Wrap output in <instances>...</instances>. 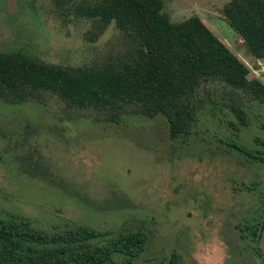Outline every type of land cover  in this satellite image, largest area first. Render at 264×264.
Here are the masks:
<instances>
[{
	"label": "rangeland",
	"instance_id": "374dc122",
	"mask_svg": "<svg viewBox=\"0 0 264 264\" xmlns=\"http://www.w3.org/2000/svg\"><path fill=\"white\" fill-rule=\"evenodd\" d=\"M229 1L165 0V11L174 22L199 15L246 59L249 78L261 79L264 58L253 57L224 18ZM70 8L0 0V50L81 69L117 64L136 46L115 22L99 33ZM201 94L192 132L178 138L164 116L136 106L106 121V114L69 107L52 92L30 90L20 103L0 97V217L24 216L49 233L77 226L110 235L143 230L149 243L135 264H169L172 253L175 264H253L252 248L264 264L238 216L240 193L264 182V163L232 145L264 149V103L220 84ZM234 107L244 110L247 124ZM258 191L243 194L246 204ZM119 261L129 264L124 256Z\"/></svg>",
	"mask_w": 264,
	"mask_h": 264
},
{
	"label": "trees",
	"instance_id": "16d2710c",
	"mask_svg": "<svg viewBox=\"0 0 264 264\" xmlns=\"http://www.w3.org/2000/svg\"><path fill=\"white\" fill-rule=\"evenodd\" d=\"M53 1L59 7L71 6L77 17L93 20L99 33L115 22L136 46L117 64L81 69L0 50V97L8 102L25 101L30 90L47 91L69 107L106 114V121H118L128 106H136L146 116H164L173 138L192 132L204 105V86L220 84L264 103V83L249 78L247 63L197 14L174 22L165 11V0ZM223 12L252 55L264 58V0H230ZM234 111L240 122L248 123L244 110ZM260 141L264 144V138ZM232 145L248 159L264 163V149ZM253 210L252 238L264 256L259 246L264 218L260 223L258 209ZM246 221L252 224V219ZM148 243L149 234L143 230L110 235L77 226L49 233L34 228L24 216L0 217V264H120L122 256L135 264ZM251 257L257 264L254 254ZM175 261L172 253L169 264Z\"/></svg>",
	"mask_w": 264,
	"mask_h": 264
},
{
	"label": "flooded vegetation",
	"instance_id": "af4514ba",
	"mask_svg": "<svg viewBox=\"0 0 264 264\" xmlns=\"http://www.w3.org/2000/svg\"><path fill=\"white\" fill-rule=\"evenodd\" d=\"M247 157V156H246ZM250 160V159H249ZM256 186H261V191H258L257 192V195H258V199H255L254 198V200L252 201V202H250V203H248V204H246V202H245V199L243 200V197H247V196H250V191H254L255 190V187ZM239 192H241V189L239 190ZM241 195V197H240V200L238 201V206H239V209H238V216L240 217V216H242V218L246 221L248 218H250V219H252V224H247V227H246V230H247V232H248V235H249V237H250V240L253 242V238H252V232H253V219H254V216H253V213L255 212V210H253L255 207H256V209H258V213H257V216H256V218L258 219V220H260V219H263L264 218V182H259V183H253V185L252 186H249V187H247V190H245V191H242V193H240ZM245 196H244V195ZM260 201L262 202V204H261V206H262V208L260 209ZM248 205H253L254 207L251 209V210H248L249 208L248 207H246V206H248ZM257 205V206H256ZM261 238V237H260ZM260 241V240H259ZM260 246V245H259ZM240 250V249H239ZM238 250V252L240 253V251ZM253 250H254V248H252V252H250V254H254V252H253Z\"/></svg>",
	"mask_w": 264,
	"mask_h": 264
},
{
	"label": "water",
	"instance_id": "95a60500",
	"mask_svg": "<svg viewBox=\"0 0 264 264\" xmlns=\"http://www.w3.org/2000/svg\"><path fill=\"white\" fill-rule=\"evenodd\" d=\"M259 245H260L261 250L264 252V229H263L262 234H261Z\"/></svg>",
	"mask_w": 264,
	"mask_h": 264
},
{
	"label": "crops",
	"instance_id": "0c3cea01",
	"mask_svg": "<svg viewBox=\"0 0 264 264\" xmlns=\"http://www.w3.org/2000/svg\"><path fill=\"white\" fill-rule=\"evenodd\" d=\"M224 41V40H223ZM226 44H227V42L226 41H224ZM230 48H231V46L229 45V44H227ZM232 49V48H231ZM245 63H246V59L244 58V57H242V55H240V54H237ZM254 57V56H253ZM257 59V58H256Z\"/></svg>",
	"mask_w": 264,
	"mask_h": 264
},
{
	"label": "built area",
	"instance_id": "2783aa9c",
	"mask_svg": "<svg viewBox=\"0 0 264 264\" xmlns=\"http://www.w3.org/2000/svg\"><path fill=\"white\" fill-rule=\"evenodd\" d=\"M264 83V77L260 79Z\"/></svg>",
	"mask_w": 264,
	"mask_h": 264
}]
</instances>
